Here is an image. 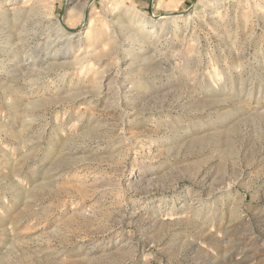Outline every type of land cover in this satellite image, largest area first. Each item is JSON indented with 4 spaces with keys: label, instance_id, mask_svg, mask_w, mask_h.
<instances>
[{
    "label": "rangeland",
    "instance_id": "obj_1",
    "mask_svg": "<svg viewBox=\"0 0 264 264\" xmlns=\"http://www.w3.org/2000/svg\"><path fill=\"white\" fill-rule=\"evenodd\" d=\"M0 264H264V0H0Z\"/></svg>",
    "mask_w": 264,
    "mask_h": 264
},
{
    "label": "bare ground",
    "instance_id": "obj_2",
    "mask_svg": "<svg viewBox=\"0 0 264 264\" xmlns=\"http://www.w3.org/2000/svg\"><path fill=\"white\" fill-rule=\"evenodd\" d=\"M202 1V0H198ZM92 4L86 1V3L83 4V9L89 10V17L92 15V9H91ZM83 9L80 13V18L75 22V24L70 25L66 22H57V27H56V32L58 36L61 39H64L66 42V46L69 47V50H74V46L76 47H82L83 51L76 55L74 58L75 63L78 62H84V58L87 57L88 55H93L95 53L94 51L88 52V49H85V46H90V47H97L98 44L100 43V37L103 35H107L108 38H110V34L106 33L103 29H98L96 31L95 29V24L93 20L90 19L89 23L86 25L85 19L83 17ZM114 13L116 18L119 21L122 22H127L126 18H128V34L129 37L132 39H138L141 37V33L139 32L140 29H144V27L149 26L154 28L151 31H155L157 29L158 23H160L162 26H167L172 22H175V16L174 15H164L163 17H155V16H144L141 15V12H139L134 6H117L114 8ZM87 14V13H86ZM132 24H131V23ZM134 24V25H133ZM137 27L138 29L132 28V27ZM145 30V29H144ZM150 30L147 32H151ZM94 34L93 37L90 39H86L88 35ZM77 37V39H76ZM84 46V47H83ZM58 49L55 50L57 52Z\"/></svg>",
    "mask_w": 264,
    "mask_h": 264
}]
</instances>
